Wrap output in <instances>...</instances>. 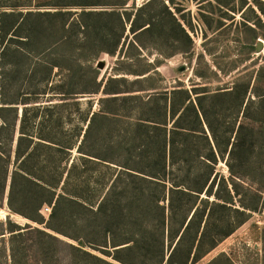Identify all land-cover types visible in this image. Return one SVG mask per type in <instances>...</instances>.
Wrapping results in <instances>:
<instances>
[{
  "label": "rangeland",
  "instance_id": "rangeland-1",
  "mask_svg": "<svg viewBox=\"0 0 264 264\" xmlns=\"http://www.w3.org/2000/svg\"><path fill=\"white\" fill-rule=\"evenodd\" d=\"M148 1L0 0V4L19 5L23 12L38 11L34 6L38 3L48 4L42 7L50 12L70 11L49 16H30V22L42 29L38 42H43V47H39L40 44L37 47H26L18 37V41L13 40L7 49L5 44L11 38L10 33L3 44L0 41V87L3 77L6 96L18 101L16 113H3L8 120H13L15 114L17 116L15 139L24 128L34 138L33 142L39 141V138L51 140L54 144L49 145L53 147L49 152L46 150L45 155L51 162L61 160L62 168L68 167V161L77 162L84 155L77 150L80 143L82 152L89 153L100 152V148L106 144L116 150L121 145L135 143L144 152L148 151L147 158H150L152 151L157 152L152 157H157L160 155L163 133L166 131L170 134L174 129V110L177 111L188 96L185 90L191 93V99L196 102L194 92L201 91L199 86L204 87L208 93H213L237 85L235 94L227 95L220 101L205 102V108L210 115L221 151L213 168L214 174L217 173V183L222 178H230L227 164L233 166L234 174L247 172L245 167L239 166L241 156L236 153L230 155L234 158L232 160L228 152L237 140L236 129L239 124L264 130V114L260 115L256 111L257 98L252 92V86L259 84L260 93H264V70L260 76L257 75L258 70L264 67V0H157L139 13V8ZM164 4L174 15V22L166 14ZM82 5H86V11L95 13L80 18L78 15ZM114 5L119 6L112 8ZM105 10H116L117 14L98 13ZM125 12L129 13L130 21L123 16V27L118 18L119 14L122 16ZM134 18L135 21L138 19V26L150 18L159 21L157 28L139 39L144 44L142 48L136 47L139 37H135L130 30ZM82 20L88 24L85 29L80 24ZM24 27L21 30L24 35L20 36H26L29 28L23 30ZM180 28L184 29L189 43L184 44ZM118 41L120 44L112 54ZM259 42L262 48L258 51L256 48ZM4 47L5 55L1 59ZM38 61L47 64L46 70H35L34 65ZM98 61L104 63L103 68L97 67ZM53 63H57L59 67L52 70ZM147 71L149 73L142 76ZM45 74L48 76L47 82L44 81ZM111 78L116 82L110 83ZM59 87L75 92L74 97L67 96L66 100H62L56 90ZM97 87L99 91L92 92ZM112 91H122L119 95L125 96L121 97L125 99L105 103L104 99L111 97L107 93ZM243 92L244 104L246 102L249 106L246 110H243L244 104L239 106ZM129 95L133 96L132 99H129ZM24 102L28 104H22ZM189 108L185 122L192 126L195 111L191 106ZM103 110H111L115 114H111L112 117L108 120L96 121L91 136L83 141L91 114ZM138 117L142 121L151 119L158 124L146 125L141 139L126 137V128L136 122ZM194 126L196 123L193 128ZM253 137L256 136L252 135ZM252 141L255 142V139ZM261 143L254 144L257 147L262 145L260 151L255 147L252 155H246L249 160L247 162L254 160L255 169L259 168L258 172L248 173L254 179L253 183L245 182V186L252 187L253 191L252 194H246L245 199L256 205L257 211L252 212L246 222L203 258L197 262H192L191 259L187 264H208L213 259L217 260V264H264V141ZM68 144H75L70 154L64 151ZM25 145L26 142L23 141L22 146ZM58 146L62 150L57 149ZM192 147L200 149L203 155L210 156L205 145L201 146L200 139H195ZM113 150L109 152V156L113 154L118 160H123ZM14 159L12 156V160ZM168 160L171 161L170 158ZM200 162L203 161L198 160L192 165L193 171L188 175L190 178L194 177L193 174L204 172L200 168ZM14 167L12 164L10 170ZM94 167L90 165L88 172L93 179L98 176L97 167ZM168 168L172 171L174 181V165ZM8 191L9 179L0 207V220L4 221L9 215L13 222L23 226L26 220L11 214L7 207ZM50 211L49 206H44L41 213L47 218ZM165 249L170 252L172 248L166 245ZM87 250L117 264L96 250Z\"/></svg>",
  "mask_w": 264,
  "mask_h": 264
},
{
  "label": "trees",
  "instance_id": "trees-1",
  "mask_svg": "<svg viewBox=\"0 0 264 264\" xmlns=\"http://www.w3.org/2000/svg\"><path fill=\"white\" fill-rule=\"evenodd\" d=\"M156 1L149 0L143 4L138 10L139 13ZM47 5L34 4L38 11L23 12L19 5L0 4L1 43L5 42L7 34L10 33L11 38L5 44L7 49L13 40L18 41V37L22 39L20 43L26 47H37L39 44V47H43L44 43L38 42L42 29L36 23L30 22V16L70 13V11L62 10L50 12L46 7H42ZM82 6L78 15L80 18L95 13L86 11V5ZM164 8L174 22L172 12L165 4ZM42 9L46 10L41 11ZM98 13L117 14L116 10ZM123 16L130 21V15L126 12L122 16L119 14L118 19L124 27ZM136 21L135 18L132 20L130 30L135 37H139L138 41L136 40V47L142 48L144 44L139 39L157 28L159 21L150 18L139 26ZM80 24L83 29L88 27L83 20ZM24 26L29 29L26 36H20L24 35L21 32ZM180 31L184 44L189 43L190 40L184 29L180 28ZM119 44V41L116 42V49L112 54ZM5 47L1 51V59L5 55ZM46 65L38 61L34 67L35 70L42 71L46 70ZM51 67L53 70L59 65L53 63ZM263 70L264 67H261L257 75L260 76ZM147 73L149 71L142 76ZM44 78L47 82L46 74ZM112 79L114 78H111L110 83L116 82ZM2 80L3 84L0 87V207H2L9 179L7 207L11 214L19 215L26 222L23 226L18 225L10 219L9 215L4 221L0 220V264H114L92 254L87 248L110 257L117 264H187L191 259L192 262H197L246 222L252 212L257 211L256 205L245 199L246 194L253 192L252 187L245 186V182L253 183L254 179L248 173L258 172L259 168L255 169L254 160L248 163L246 155H252V151L257 147L255 143L260 144L264 141L263 129L257 130L243 124H239L236 129L237 140L232 144L228 155L236 153L241 156L239 166L245 167L247 172L238 173L239 176L233 173V166L227 164L230 178H222L221 182L217 183V173L214 174L213 171L221 151L205 102L220 101L227 95L235 94L238 90L237 85L213 93H208L204 87L199 86L198 89L201 91L194 92L196 102L191 99V93L185 90L188 96L181 107L177 111L174 110V129L170 134L166 131L163 133V143L160 155L157 157H152V154L157 153L152 151L150 158H147L148 151L144 152L142 147L135 143L121 145L116 150L106 144L98 153L82 152V146H80L82 143H80L77 150L84 155L80 156L77 162L69 163L68 161V167L62 168L61 160L51 162L45 155L46 150L49 152L53 147L49 145L54 144L51 140L39 138V141L33 142L34 138L24 128L20 131L21 135L15 139L17 116L15 114L13 120H8L3 113H16L18 101L6 96L3 77ZM94 80L96 83L97 77ZM56 90L62 100H66L67 96L75 95V92L63 90L60 87ZM252 90L257 98L256 111L260 115L264 114V93H260V85L255 87L253 85ZM98 91L97 87L92 92ZM127 92L133 93V91ZM121 93L122 91L107 93L111 94V97L105 98L104 102L111 103L125 99L121 98L125 97L120 96ZM128 97L132 99L133 96ZM244 98L245 92L242 94L240 107L244 104ZM22 104L26 105L28 102ZM189 105L195 111L192 126L185 122L187 111L190 109ZM247 107H249L248 103L245 102L243 110ZM111 114L115 113L111 110L92 113L83 141H87L91 136L96 121L108 120ZM213 116L216 117L214 114ZM152 123L158 124L151 119L142 121L139 118L126 128V137L141 139L142 132L147 128L146 125ZM194 123H196L195 128H193ZM252 135L256 136L253 137L255 142H251ZM242 137H244L243 140ZM195 139H200L201 146L205 145L210 156L203 155L200 149L192 147ZM23 141L26 142L25 147L22 146ZM74 147L75 144H68L64 151L70 154ZM261 148L262 145H259L257 150L260 151ZM57 149L62 150L60 146ZM112 150L123 160H118L113 154L109 156ZM231 159L234 158L231 157ZM198 160L203 161L200 162V168H203L204 172L193 174L194 177L190 178L188 175L193 171L192 165H195ZM12 164L15 167L10 170ZM90 165L97 167L98 176L95 179L88 174ZM173 165L174 181L171 177L172 171L170 172L168 168ZM58 189L61 191L58 192ZM220 192L223 193L220 194ZM44 206L51 208L47 218L41 213ZM262 238L264 240V229ZM166 245L172 248L170 252L165 249ZM208 264H217V260L213 259Z\"/></svg>",
  "mask_w": 264,
  "mask_h": 264
},
{
  "label": "water",
  "instance_id": "water-1",
  "mask_svg": "<svg viewBox=\"0 0 264 264\" xmlns=\"http://www.w3.org/2000/svg\"><path fill=\"white\" fill-rule=\"evenodd\" d=\"M261 48H262V44L259 42L258 44H257V50L259 51V50H261ZM97 67L99 68V69H101V68H103L104 67V63L102 62V61H98L97 62Z\"/></svg>",
  "mask_w": 264,
  "mask_h": 264
},
{
  "label": "built area",
  "instance_id": "built-area-1",
  "mask_svg": "<svg viewBox=\"0 0 264 264\" xmlns=\"http://www.w3.org/2000/svg\"><path fill=\"white\" fill-rule=\"evenodd\" d=\"M49 210V208H47Z\"/></svg>",
  "mask_w": 264,
  "mask_h": 264
}]
</instances>
